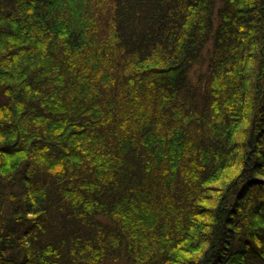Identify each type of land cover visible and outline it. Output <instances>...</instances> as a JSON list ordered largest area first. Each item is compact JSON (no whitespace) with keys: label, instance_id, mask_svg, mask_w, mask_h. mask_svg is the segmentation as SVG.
I'll return each mask as SVG.
<instances>
[{"label":"trees","instance_id":"1","mask_svg":"<svg viewBox=\"0 0 264 264\" xmlns=\"http://www.w3.org/2000/svg\"><path fill=\"white\" fill-rule=\"evenodd\" d=\"M0 264H264V0H0Z\"/></svg>","mask_w":264,"mask_h":264}]
</instances>
